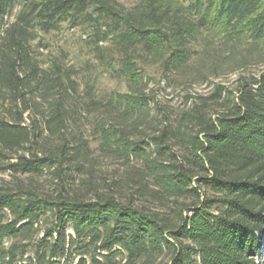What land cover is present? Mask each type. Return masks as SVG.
Segmentation results:
<instances>
[{"label": "trees", "instance_id": "16d2710c", "mask_svg": "<svg viewBox=\"0 0 264 264\" xmlns=\"http://www.w3.org/2000/svg\"><path fill=\"white\" fill-rule=\"evenodd\" d=\"M136 1L0 0V171L16 180L0 188V264H260L264 70L172 112L146 71L205 79L242 42L264 56V0ZM67 25L91 27L92 53L118 63L126 90L101 97L73 61L43 55V35ZM199 38L229 51L197 50ZM104 158L140 166L100 191ZM47 172L62 181L53 192L19 177Z\"/></svg>", "mask_w": 264, "mask_h": 264}, {"label": "rangeland", "instance_id": "374dc122", "mask_svg": "<svg viewBox=\"0 0 264 264\" xmlns=\"http://www.w3.org/2000/svg\"><path fill=\"white\" fill-rule=\"evenodd\" d=\"M126 8H132L136 0H116ZM0 27V35L2 33ZM92 36V29L89 26L85 28L81 26L70 27L64 26L62 31L52 32L50 34H44L42 42L46 45L42 49V53L45 56H59L62 60H67L69 63L72 61L81 71L87 74L88 79L95 85L99 96H108L116 90H126V82L113 71L112 66H118V63L114 65V61L105 55V59L96 57L91 50L90 37ZM195 48L202 50L204 48H210L213 52L218 49L220 53L226 55L229 51V47L224 44L223 39L213 38L208 40L206 38H199L196 41ZM102 51L104 54L110 51L111 44L101 42ZM250 46L247 43H240L236 47L234 58L225 59L223 56H219L215 64L214 58L210 59V62L203 67L204 74L207 78H203L202 75L186 74L179 75L176 73L167 74L162 70L160 64L149 65L147 67L148 78L150 80L149 89L153 90L151 93L155 94L154 97L158 100L160 105L165 108L164 111L172 112L178 108H181L186 103V97L188 94L194 96L208 93L215 88V83H223L226 86L234 88L237 86V79L244 75L254 74L259 75L264 70V56L258 54H251L247 48ZM251 47V46H250ZM199 54L198 52L195 53ZM200 55V54H199ZM247 57V62L242 66L238 65L242 58ZM109 59V60H107ZM27 116V115H25ZM27 118V117H26ZM29 118H27L28 120ZM94 147H97V142L92 141ZM98 153V151H97ZM133 165L140 166L138 159L132 161ZM129 166H126L123 159L104 158L94 167V176L91 178L93 184L105 191V184L113 181L126 180L128 176ZM19 177L26 183H34L37 189L42 193L53 192L56 187L62 184L60 179L55 178L54 174L47 172L44 175H36L30 177L26 174H19ZM87 179L88 175L76 173V182L72 184V187L78 188L84 187L82 180ZM16 182L11 175L10 171H0V188L6 185V182ZM64 182V181H63ZM123 191H126V187H122ZM128 191V190H127ZM211 194L210 191H208ZM188 214V212H186ZM46 222H44L43 226ZM43 232V231H42ZM264 238V236H263ZM260 264H264V246L262 249V255L258 258ZM78 258L73 264H77ZM90 264V263H88Z\"/></svg>", "mask_w": 264, "mask_h": 264}]
</instances>
